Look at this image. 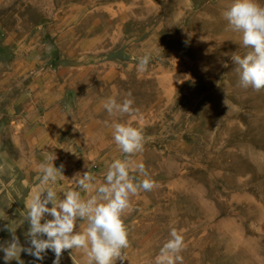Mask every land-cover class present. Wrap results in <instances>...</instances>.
I'll list each match as a JSON object with an SVG mask.
<instances>
[{"label":"rangeland","instance_id":"obj_1","mask_svg":"<svg viewBox=\"0 0 264 264\" xmlns=\"http://www.w3.org/2000/svg\"><path fill=\"white\" fill-rule=\"evenodd\" d=\"M231 3L0 0V244L11 239L9 225L30 246L24 217L47 157L63 166L50 185L58 200L77 174L104 182L125 158L113 139L120 122L142 128L143 151L128 159L158 187L131 197L127 259L116 264H155L173 228L184 236L183 264H264V89L240 84L231 57L250 49L223 15ZM129 93L131 113L103 107ZM20 259L53 264L55 254ZM74 262L86 264L83 251L65 250L60 264Z\"/></svg>","mask_w":264,"mask_h":264},{"label":"clouds","instance_id":"obj_2","mask_svg":"<svg viewBox=\"0 0 264 264\" xmlns=\"http://www.w3.org/2000/svg\"><path fill=\"white\" fill-rule=\"evenodd\" d=\"M223 15L234 31L242 33L241 45L250 49L243 56L231 57L238 66L240 84L259 92L264 89V5L259 0H232ZM151 60L150 53L138 58L137 71H147ZM224 66L227 67L226 64ZM133 103L129 93L122 103L109 98L103 107L110 115H123L133 111ZM113 139L125 158L115 159L108 166L102 184L96 186L95 175L88 171L74 177L75 188L95 191L88 198H82L81 192L74 188L65 191L63 199L58 200L56 191L50 185L61 178L63 166L57 168L54 165L55 156L47 157L39 165L38 179L42 186L32 194L24 217L29 223L26 235L30 246L23 247L15 234L16 228L7 225L11 239L0 244L6 264L14 259L18 264H24L20 259L21 252L43 260L48 250L55 254L53 264H60L62 253L68 249L82 250L86 264H116L117 260L123 262L127 259L125 250L129 247V232L124 216L131 210V197L140 191H152L158 183L147 173L143 163L133 164L128 159L143 151L142 128L128 123H114ZM130 170L138 172L143 178L130 175ZM46 214L52 218L45 220ZM0 219L7 220V217L0 215ZM77 220L87 222L79 232L75 230ZM169 237L156 255L155 264H183L180 253L185 248L184 236L173 228Z\"/></svg>","mask_w":264,"mask_h":264}]
</instances>
